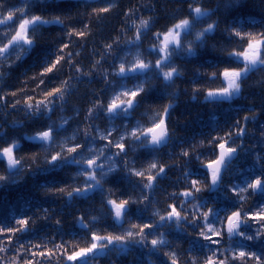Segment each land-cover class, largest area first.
<instances>
[{
	"label": "snow or ice",
	"instance_id": "1",
	"mask_svg": "<svg viewBox=\"0 0 264 264\" xmlns=\"http://www.w3.org/2000/svg\"><path fill=\"white\" fill-rule=\"evenodd\" d=\"M71 7L45 17L34 0H0V187L39 169L62 175L41 189L58 206L25 198L0 217V264H264V32L233 27L214 46L221 59L195 70L203 82L185 84L181 65L217 31L202 0ZM29 55L26 75L4 68ZM153 91L161 98L148 100ZM185 92L213 113L196 133L173 127ZM241 100L230 120L216 115ZM242 157V179L226 182Z\"/></svg>",
	"mask_w": 264,
	"mask_h": 264
},
{
	"label": "clouds",
	"instance_id": "2",
	"mask_svg": "<svg viewBox=\"0 0 264 264\" xmlns=\"http://www.w3.org/2000/svg\"><path fill=\"white\" fill-rule=\"evenodd\" d=\"M8 3H13L12 0H7ZM77 0H34L35 11L45 17L59 14H72L75 15V10L71 5L75 4ZM203 4L210 9L209 13V22L215 23L217 25L216 32L207 33L211 39L208 41L207 45L200 49V51L193 57L191 60L194 61L193 64H189L187 67L181 65V70L186 72V76L183 79L185 84L203 82V78L199 76L195 70L197 68L203 70L205 67L217 63L221 56L214 51V46H219L222 41H227L229 38V32L233 27L237 28H247L254 32H264V0H237V3L228 5L227 0H202ZM7 13V9L0 8V14ZM8 36L11 33H7ZM54 34H45V36H38V40L50 39ZM6 42V36L0 34V44ZM34 47L44 50L47 46L42 43H37ZM180 57H178L179 59ZM30 64L32 67H35V64L31 61L30 55L24 56L23 60L19 63H12L8 61L4 63V68L7 69L8 65L11 63L13 70L20 68L19 74L17 77H22L27 74V69L25 68V63ZM15 75V74H14ZM195 76L196 80H190L188 77ZM252 90H255L258 94L259 91L254 87ZM251 90V91H252ZM185 99L181 100L175 107L172 116H175L177 119L172 120L173 127L180 131V129L185 126V124L179 123L180 120H184L187 116H192L191 114H185L183 111L178 113V110L182 109L184 105H197L196 101L188 98V93H183ZM161 97L155 91L149 93L147 97L148 100L160 99ZM248 97H242L238 99H247ZM204 105V104H201ZM171 119V117H170ZM0 121H4L3 115H0ZM7 122L0 123V131L3 130ZM24 153H22V156ZM44 174L43 169H39L34 173H29L24 177V180L19 185H10L8 187H0V190L5 192L15 189L22 184L28 182L29 180H35L37 177ZM5 175L3 168H0V176ZM39 182L35 185V190L42 196L41 189L47 183Z\"/></svg>",
	"mask_w": 264,
	"mask_h": 264
},
{
	"label": "trees",
	"instance_id": "3",
	"mask_svg": "<svg viewBox=\"0 0 264 264\" xmlns=\"http://www.w3.org/2000/svg\"><path fill=\"white\" fill-rule=\"evenodd\" d=\"M13 3L16 2V0H12ZM129 3H137V0H121L122 5H128ZM112 24H117L118 19L116 17H113L112 19ZM101 39V34L98 33L96 35V43L99 45ZM91 47V44H89V48ZM21 69L18 68L14 70V74L18 75L19 71ZM249 98L251 97H258L259 94L255 91L252 90L248 94ZM247 102L246 100H241L237 101L234 103V105L227 106L225 105L224 107H221L217 110L216 115L220 116L222 121L223 120H230L231 116L234 115L235 111L237 108H247ZM198 109H202L200 112V116L197 118L196 117V111ZM180 111H183L185 114H191L193 113V121H190L189 124L183 126L180 131L184 132H191V133H196L197 131L200 130V124L203 123L204 121H208V117L213 115L211 110L207 105H184L182 106V109L178 110V113ZM195 125V126H194ZM204 154H210L211 149L204 148L200 150ZM166 158V154H165ZM203 158V157H202ZM251 163V161L245 157H242L240 161L236 162V167L233 168V177L231 181H226V182H239L242 177L236 175L238 169H244L246 170L248 165ZM193 168H196V162L193 161ZM178 175L177 172H173L172 174V179L168 180L165 182L164 187L167 188L169 191L172 190L175 187H179V183L176 181V176ZM62 179L61 174H53V173H47V174H42L41 176L37 177L35 180H29L28 182L22 184L21 186L11 189L7 192L0 190V217L3 216L4 212L6 209H9V211L13 210L12 206L13 205H19L20 203L22 204V201L25 198H30L36 205H44V206H58L59 202L52 199V198H44L42 197L36 190H35V185L39 182H45V181H51V182H56L57 180ZM115 183L119 184L120 181L117 179ZM182 183V182H181ZM164 195H161V207L163 206V200H164ZM210 196L214 197L217 199L218 203L223 207L225 204L230 203L229 201L225 200V197L221 193H211L209 194ZM242 204H244L245 208L248 207L249 204L254 203L252 200H243L241 201ZM50 225H40L38 226L37 232H43L47 230ZM101 264H104V261H101Z\"/></svg>",
	"mask_w": 264,
	"mask_h": 264
}]
</instances>
